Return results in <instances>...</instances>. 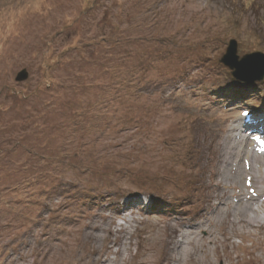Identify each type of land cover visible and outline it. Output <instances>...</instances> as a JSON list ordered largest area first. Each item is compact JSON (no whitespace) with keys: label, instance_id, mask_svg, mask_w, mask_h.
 I'll use <instances>...</instances> for the list:
<instances>
[{"label":"rangeland","instance_id":"374dc122","mask_svg":"<svg viewBox=\"0 0 264 264\" xmlns=\"http://www.w3.org/2000/svg\"><path fill=\"white\" fill-rule=\"evenodd\" d=\"M230 40L264 54V0H0V264H264Z\"/></svg>","mask_w":264,"mask_h":264},{"label":"water","instance_id":"95a60500","mask_svg":"<svg viewBox=\"0 0 264 264\" xmlns=\"http://www.w3.org/2000/svg\"><path fill=\"white\" fill-rule=\"evenodd\" d=\"M237 44L235 40H230L226 53L220 62L231 71V76L239 81L254 83L264 80V54L260 52L243 56L240 60L236 55ZM28 74L25 70L19 72L15 81L20 83L27 80Z\"/></svg>","mask_w":264,"mask_h":264},{"label":"trees","instance_id":"16d2710c","mask_svg":"<svg viewBox=\"0 0 264 264\" xmlns=\"http://www.w3.org/2000/svg\"><path fill=\"white\" fill-rule=\"evenodd\" d=\"M116 47V44L115 45H112L111 48H109V50L111 51V53H109L110 57L109 58H112L113 57V54L112 52L115 51L116 49H114ZM111 187V186H110ZM108 188V187H107Z\"/></svg>","mask_w":264,"mask_h":264},{"label":"bare ground","instance_id":"6f19581e","mask_svg":"<svg viewBox=\"0 0 264 264\" xmlns=\"http://www.w3.org/2000/svg\"><path fill=\"white\" fill-rule=\"evenodd\" d=\"M248 131V130H247ZM262 131V130H261ZM262 133H264V130L262 131Z\"/></svg>","mask_w":264,"mask_h":264}]
</instances>
